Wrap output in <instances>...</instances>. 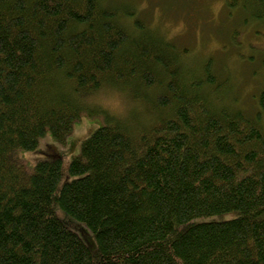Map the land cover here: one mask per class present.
<instances>
[{
  "label": "trees",
  "instance_id": "obj_1",
  "mask_svg": "<svg viewBox=\"0 0 264 264\" xmlns=\"http://www.w3.org/2000/svg\"><path fill=\"white\" fill-rule=\"evenodd\" d=\"M244 9L264 25V0ZM134 15L0 0V264H264V85L242 108L212 59L189 62ZM106 88L144 118H108L65 172L51 148L20 159L46 132L63 142Z\"/></svg>",
  "mask_w": 264,
  "mask_h": 264
},
{
  "label": "rangeland",
  "instance_id": "obj_2",
  "mask_svg": "<svg viewBox=\"0 0 264 264\" xmlns=\"http://www.w3.org/2000/svg\"><path fill=\"white\" fill-rule=\"evenodd\" d=\"M104 1L118 8L129 7L137 21L156 29L178 49L182 48L189 62L200 65L212 59L218 72L230 81L234 103L244 109H253L256 105L255 98L264 85V25L251 20L245 24L248 16L245 0ZM86 100L80 119L75 121L72 132L63 142L46 132L35 151L18 152L28 167L53 156L54 153L48 152L51 148L60 156L65 172L73 156L79 153L81 142L106 124L108 118L124 119L129 123L134 122V115L138 120L145 116L139 102L110 88L102 89ZM58 216L66 220L62 212ZM71 223L68 224L70 227L76 225ZM81 230L84 231L82 227ZM83 231V241L93 247L94 239L89 234L86 237Z\"/></svg>",
  "mask_w": 264,
  "mask_h": 264
}]
</instances>
